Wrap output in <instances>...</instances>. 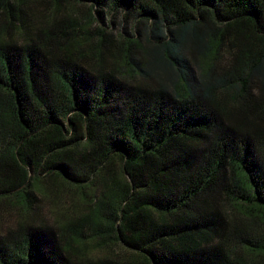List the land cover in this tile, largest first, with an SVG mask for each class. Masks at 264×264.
I'll list each match as a JSON object with an SVG mask.
<instances>
[{
	"label": "trees",
	"instance_id": "16d2710c",
	"mask_svg": "<svg viewBox=\"0 0 264 264\" xmlns=\"http://www.w3.org/2000/svg\"><path fill=\"white\" fill-rule=\"evenodd\" d=\"M13 195L0 264H264V0H0Z\"/></svg>",
	"mask_w": 264,
	"mask_h": 264
},
{
	"label": "rangeland",
	"instance_id": "374dc122",
	"mask_svg": "<svg viewBox=\"0 0 264 264\" xmlns=\"http://www.w3.org/2000/svg\"><path fill=\"white\" fill-rule=\"evenodd\" d=\"M35 188H39L37 183H35ZM66 205L67 204H65V206ZM63 208L65 207L62 203L58 205L37 203L35 209H33L31 213L35 216L38 215L40 218L45 219L46 222L52 224V218L55 217L54 215L56 212H58V214L64 212ZM83 211H85V209H83ZM29 213L28 208L18 196L13 195L0 199V238L7 235L10 231L17 230L18 227L24 225V223L30 224L31 220L28 218L30 215ZM60 219L63 220L61 217ZM63 222L65 223L66 220L64 219ZM87 254L95 259L109 256V253L102 249L98 251H92V249H90Z\"/></svg>",
	"mask_w": 264,
	"mask_h": 264
}]
</instances>
